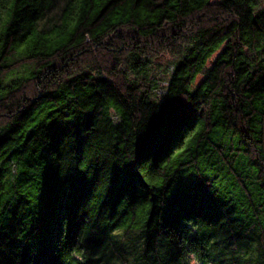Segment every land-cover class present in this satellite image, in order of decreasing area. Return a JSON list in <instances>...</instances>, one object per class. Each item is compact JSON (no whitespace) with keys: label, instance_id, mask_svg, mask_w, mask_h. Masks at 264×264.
<instances>
[{"label":"trees","instance_id":"obj_1","mask_svg":"<svg viewBox=\"0 0 264 264\" xmlns=\"http://www.w3.org/2000/svg\"><path fill=\"white\" fill-rule=\"evenodd\" d=\"M0 264H264V0H0Z\"/></svg>","mask_w":264,"mask_h":264}]
</instances>
